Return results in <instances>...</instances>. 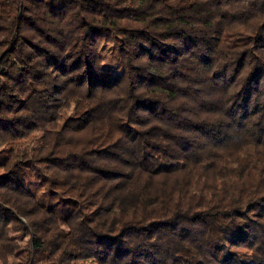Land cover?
Returning <instances> with one entry per match:
<instances>
[{
    "label": "trees",
    "instance_id": "trees-1",
    "mask_svg": "<svg viewBox=\"0 0 264 264\" xmlns=\"http://www.w3.org/2000/svg\"><path fill=\"white\" fill-rule=\"evenodd\" d=\"M62 101L77 116L57 128ZM16 253L264 264V0H0V260Z\"/></svg>",
    "mask_w": 264,
    "mask_h": 264
},
{
    "label": "rangeland",
    "instance_id": "rangeland-1",
    "mask_svg": "<svg viewBox=\"0 0 264 264\" xmlns=\"http://www.w3.org/2000/svg\"><path fill=\"white\" fill-rule=\"evenodd\" d=\"M109 46L104 45L102 49L104 50L103 56L105 57L107 55V52ZM62 108L59 109V124L56 123L57 128H60L62 124H64L66 121H68L70 118L77 116L76 112V106L73 102H68V101H62L60 102ZM28 107L35 110L37 113L42 114L44 112V107L42 106L41 102L39 101L38 96L33 97L29 102H28ZM75 140L79 141V137L75 136ZM84 140V139H83ZM85 141V140H84ZM27 149V153L30 155L33 154V156L37 157L39 156V150H40V145L36 142V140L28 141L27 143L24 144L23 150ZM90 231L86 226H83L82 229V235L77 239L78 244H83L85 239H87L90 236ZM10 239L16 245V249H19L20 251H25V249L28 247L30 239L25 233H15L11 232L10 233ZM13 248V246H12ZM10 255V254H7ZM20 254L17 255L13 254L8 257H6V261H1L0 264H22V260L19 256ZM92 264V263H89ZM94 264V263H93Z\"/></svg>",
    "mask_w": 264,
    "mask_h": 264
}]
</instances>
